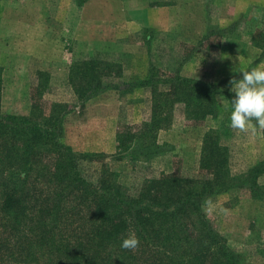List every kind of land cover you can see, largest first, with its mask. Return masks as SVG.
<instances>
[{
	"label": "rangeland",
	"instance_id": "rangeland-1",
	"mask_svg": "<svg viewBox=\"0 0 264 264\" xmlns=\"http://www.w3.org/2000/svg\"><path fill=\"white\" fill-rule=\"evenodd\" d=\"M235 1L153 0L163 9L159 16L163 27L161 34L146 40L149 33L140 28V15L133 14L129 21L121 19L118 12L124 6L118 8L111 0L91 2L86 11L75 9L74 0H0L1 114L28 117L33 103L46 113L53 104L62 105L67 111L63 142L77 154L103 155L102 159L82 161L84 177L96 184L102 170L109 169L130 194H136L147 180L163 174L193 183L209 179L199 165L203 139L210 130L218 133L220 145L228 151L231 174L246 173L264 160V128L254 121L245 130L232 128V108L225 95L218 96L219 113L200 124L186 118L183 104L176 105L170 127L160 130L157 138L159 146L168 145L170 150L135 162L126 155L131 150L116 149L115 132L129 128L136 132L150 121L151 90L139 88L132 94L124 87L110 88L145 79L152 66L161 78L174 77L178 72L221 85L222 92L234 94L231 84H222L240 76L233 70H245L257 60L260 62L255 67L264 68V0H251L254 3H249L241 14L236 8L224 11L225 2L244 3ZM140 3L135 0L133 8L140 10ZM235 16L236 20L228 21ZM231 24L235 25L225 35L217 34ZM257 33L261 37L253 41ZM80 49L95 54L84 61L103 60L113 64L111 71L124 67L113 77H103L108 89L84 102V108H94L89 113L78 107V90L73 83L63 82L60 77L67 58H71L69 54ZM48 69H53V77L48 75ZM44 72L47 74L41 78ZM32 74L40 80L32 82ZM78 108L81 113L68 117L66 130L65 116ZM259 184L264 191V176ZM204 212L227 245L242 255L245 264H264V199L253 198L246 189H232L206 200Z\"/></svg>",
	"mask_w": 264,
	"mask_h": 264
},
{
	"label": "trees",
	"instance_id": "trees-1",
	"mask_svg": "<svg viewBox=\"0 0 264 264\" xmlns=\"http://www.w3.org/2000/svg\"><path fill=\"white\" fill-rule=\"evenodd\" d=\"M87 1L74 0L79 7ZM112 67L91 59L74 68L79 81L72 83L80 101L108 89L103 77L118 72ZM232 79L222 84L230 85ZM219 86L178 72L161 78L153 71L145 80L110 86L125 92L151 90L150 121L136 132H118V148L131 150L126 155L135 162L170 150L159 146L157 138L170 127L176 105L183 104L186 118L200 124L219 113V95L231 106L234 94ZM66 112L55 103L49 114L33 105L28 117L4 116L0 96V264L3 259L2 264H245L214 228L204 205L232 189L264 199L259 184L264 160L232 175L228 151L210 130L199 165L209 179L193 183L163 174L130 194L109 169L102 170L96 184L84 177L82 161L103 155L77 154L63 142ZM129 232L139 238L135 250L120 246Z\"/></svg>",
	"mask_w": 264,
	"mask_h": 264
},
{
	"label": "crops",
	"instance_id": "crops-1",
	"mask_svg": "<svg viewBox=\"0 0 264 264\" xmlns=\"http://www.w3.org/2000/svg\"><path fill=\"white\" fill-rule=\"evenodd\" d=\"M99 1H103V0H88L81 7H79L75 3L76 5H75L74 8L75 9L76 8L77 9H80L81 8V9H83L82 11H86L87 10V5L89 3L94 2V3L97 4V3H100ZM111 1H113L114 6H116V7L118 6V8H122L124 6V8H122L118 12L121 19L124 18V20L129 21V17H132L133 14H139L140 15V23H139L140 28L145 29V31L146 32L148 31V33H149V35L147 36V39L146 40H150V38L152 37L153 34L154 35L155 34H161V32H160L161 30L160 29L163 27V23H161V20H160L159 16H160L161 13L163 14L164 12H163V9L162 8L158 7V4H154L153 0H152V2H149V0H141V3H140L141 9L140 10H135V8H133L135 6L134 5L135 4V0H123V1H121V0H111ZM233 1H235V0H233ZM237 1H242V0H236L234 3H236ZM249 3H254V1L252 2L251 0H244L243 5L242 4L237 5V3L236 4H232V3H229L228 4V3L225 2V5L224 6H226V7L223 8V9H224V11L227 9V11H228L230 8H234V9L236 8L237 13L238 14H241V13L244 12L245 7H247V5H249ZM260 3H261V1H260ZM233 18L234 19H231V20H228V21H231L232 22V21L236 20L237 16H235ZM235 24H231L229 27H227L225 29H219L217 31V34L219 33L220 36L225 35V33H227L228 30H230L231 28H233V26ZM137 28H139V27L137 26ZM260 37H261L260 36V33H257L256 35H254L252 37L253 38L252 40L253 41H258V39H260ZM262 38L264 39V36ZM258 47L260 49H262V46H259V44H258ZM90 51H92V50H86V49L83 50V49H80L76 54H73V53L69 54L71 58H67V60H66V62L64 64L65 67L63 68L62 74H60V77L62 78V80H64L63 82H78L79 81L78 78H74V76H73V70L79 64H81L82 61H84L86 59V56L87 57H94L95 54H93V52H90ZM84 52H87V53H84ZM263 54H264V50L262 49V54L261 55L263 56ZM115 58H117V57H115ZM259 62H260L259 60L255 61L249 67H247V69H245V70H251ZM74 63H76V64L74 65ZM111 65H113V64H111ZM32 69H33V65H32ZM45 70H46V68H45ZM123 70H124V67L123 68L120 67V68L117 69V71H123ZM52 71H53V69L52 70L51 69H48L47 70L48 75L50 74L51 77H53ZM150 71H153L154 74L158 75L157 73L154 72V68L152 66H150V67H148V73H147V77L145 79H147L149 77ZM45 74H47V73L46 72H44V74L41 73L40 77L41 78H44ZM48 75H46L47 78L50 77ZM180 75L183 76L182 74H180ZM110 76H112V75H110ZM124 76L125 75L123 74V77ZM40 77L39 76L36 77V74L35 75L32 74V82H36V80L38 82V80H40ZM119 77H122V74L119 75ZM187 78H190V77H187ZM145 79L143 78L141 80H145ZM45 80H46V78H45ZM137 81H139V80H137ZM126 82H132V81H126ZM136 90H134V91H132L130 93L134 94L136 92ZM78 100L79 99H77V98L75 100L77 102L78 107L79 108L82 107L83 109H86V108H84V104H86V103H84L82 101H78ZM1 101H2V99H1ZM33 104H32V106H33ZM88 107L85 110V112L93 111L94 110V108H92V107H89L88 108ZM79 108H78V111L77 112H71L70 114H67L65 116V118H66L65 119L66 130L68 129V122H69V119L72 117V113H73V116H77L76 113L77 114H80L81 113L79 111ZM49 113H47V114H49ZM69 116H70V118H68ZM90 116H92L94 119L96 118V116L93 115V114H90ZM77 118H80V117L78 116ZM117 134H118V132H117ZM117 134L115 132L116 149L118 147Z\"/></svg>",
	"mask_w": 264,
	"mask_h": 264
},
{
	"label": "clouds",
	"instance_id": "clouds-1",
	"mask_svg": "<svg viewBox=\"0 0 264 264\" xmlns=\"http://www.w3.org/2000/svg\"><path fill=\"white\" fill-rule=\"evenodd\" d=\"M240 74L239 79H232L230 126L245 130L251 121L264 128V68L255 67L251 70L242 68L233 70ZM140 241L135 232H129L121 241V248L135 250Z\"/></svg>",
	"mask_w": 264,
	"mask_h": 264
}]
</instances>
